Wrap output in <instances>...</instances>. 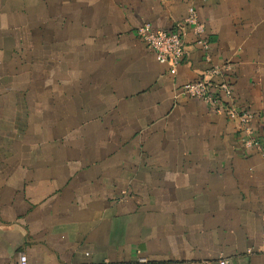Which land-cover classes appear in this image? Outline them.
Listing matches in <instances>:
<instances>
[{
    "label": "crops",
    "instance_id": "obj_1",
    "mask_svg": "<svg viewBox=\"0 0 264 264\" xmlns=\"http://www.w3.org/2000/svg\"><path fill=\"white\" fill-rule=\"evenodd\" d=\"M224 65L264 146V0H0V264H264V156L178 92Z\"/></svg>",
    "mask_w": 264,
    "mask_h": 264
},
{
    "label": "built area",
    "instance_id": "obj_2",
    "mask_svg": "<svg viewBox=\"0 0 264 264\" xmlns=\"http://www.w3.org/2000/svg\"><path fill=\"white\" fill-rule=\"evenodd\" d=\"M204 31V25L198 21L194 7L189 6L184 19L176 23L171 30L154 31L145 23L137 27L135 35L154 54L159 64L168 66L169 75L175 76L184 58L188 33L194 37L195 45L204 51L208 50V43L203 38ZM229 70L228 65L213 66L201 80L181 85L178 92L180 95L202 102L209 111L224 114L228 120L236 122L237 131L241 134L242 148L264 156V146L256 117L251 111L237 105L234 92L226 80ZM139 262L144 263V260L140 259ZM18 264H27L25 255L19 256Z\"/></svg>",
    "mask_w": 264,
    "mask_h": 264
}]
</instances>
